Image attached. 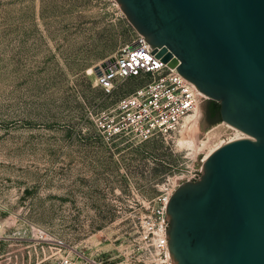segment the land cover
Returning a JSON list of instances; mask_svg holds the SVG:
<instances>
[{
    "label": "rangeland",
    "instance_id": "obj_1",
    "mask_svg": "<svg viewBox=\"0 0 264 264\" xmlns=\"http://www.w3.org/2000/svg\"><path fill=\"white\" fill-rule=\"evenodd\" d=\"M134 33L117 0H0V264H49L63 254L36 239L34 225L69 249L128 250L133 220L163 183L206 156L183 128L136 143L102 126L104 110L138 81L108 90L95 65ZM213 105L202 98V132L224 121L207 114ZM238 133L223 125L216 141Z\"/></svg>",
    "mask_w": 264,
    "mask_h": 264
},
{
    "label": "water",
    "instance_id": "obj_2",
    "mask_svg": "<svg viewBox=\"0 0 264 264\" xmlns=\"http://www.w3.org/2000/svg\"><path fill=\"white\" fill-rule=\"evenodd\" d=\"M117 1L157 56L251 136L219 146L172 194L174 264H264V0Z\"/></svg>",
    "mask_w": 264,
    "mask_h": 264
},
{
    "label": "built area",
    "instance_id": "obj_3",
    "mask_svg": "<svg viewBox=\"0 0 264 264\" xmlns=\"http://www.w3.org/2000/svg\"><path fill=\"white\" fill-rule=\"evenodd\" d=\"M95 68H98L97 85L108 90L118 89L129 78L138 81L133 91L104 110L108 120L102 124L109 134L127 136L136 143L180 131L204 97L177 66H170L158 57L155 47L136 29L128 42ZM205 160L206 156L200 165L187 168L163 183L162 191L151 199L147 210L133 220V231L129 233L132 243L122 253L112 251L104 256L69 249L66 240L36 225L31 227L33 235L66 249L49 264H174L168 244L167 205L181 183L200 178Z\"/></svg>",
    "mask_w": 264,
    "mask_h": 264
},
{
    "label": "bare ground",
    "instance_id": "obj_4",
    "mask_svg": "<svg viewBox=\"0 0 264 264\" xmlns=\"http://www.w3.org/2000/svg\"><path fill=\"white\" fill-rule=\"evenodd\" d=\"M203 94L204 96H207L204 92ZM202 115H203V108L200 105L195 113H193L192 115L186 118L183 129L188 133L186 137V141L190 144V146H192L193 148H198L199 146L201 148H205V149L207 148L206 159L214 150H216L219 146H221L222 144L226 143L231 139H235L237 137H244V136L251 137L245 131L241 130L237 126L225 120L223 121L222 125L215 126L206 132H202L201 129ZM223 125L235 128L239 132L237 134L238 136L231 138L227 141L217 142L216 140L218 139V137L222 132ZM202 133L205 135L203 138H202Z\"/></svg>",
    "mask_w": 264,
    "mask_h": 264
},
{
    "label": "trees",
    "instance_id": "obj_5",
    "mask_svg": "<svg viewBox=\"0 0 264 264\" xmlns=\"http://www.w3.org/2000/svg\"><path fill=\"white\" fill-rule=\"evenodd\" d=\"M209 112L214 115H218L219 118H221L220 113V103L216 100H214V105L211 109H209Z\"/></svg>",
    "mask_w": 264,
    "mask_h": 264
},
{
    "label": "flooded vegetation",
    "instance_id": "obj_6",
    "mask_svg": "<svg viewBox=\"0 0 264 264\" xmlns=\"http://www.w3.org/2000/svg\"><path fill=\"white\" fill-rule=\"evenodd\" d=\"M207 114H211V113L209 112V110H207Z\"/></svg>",
    "mask_w": 264,
    "mask_h": 264
}]
</instances>
